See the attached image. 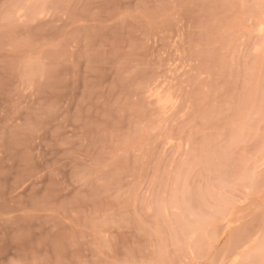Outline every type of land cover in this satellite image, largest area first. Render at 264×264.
<instances>
[{
  "label": "rangeland",
  "instance_id": "1",
  "mask_svg": "<svg viewBox=\"0 0 264 264\" xmlns=\"http://www.w3.org/2000/svg\"><path fill=\"white\" fill-rule=\"evenodd\" d=\"M0 264H264V0H0Z\"/></svg>",
  "mask_w": 264,
  "mask_h": 264
}]
</instances>
